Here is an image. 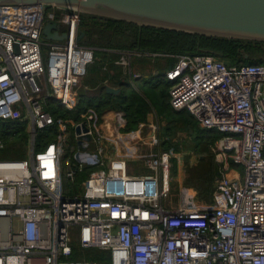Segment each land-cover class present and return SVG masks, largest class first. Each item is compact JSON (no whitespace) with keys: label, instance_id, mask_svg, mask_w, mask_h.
<instances>
[{"label":"built area","instance_id":"built-area-1","mask_svg":"<svg viewBox=\"0 0 264 264\" xmlns=\"http://www.w3.org/2000/svg\"><path fill=\"white\" fill-rule=\"evenodd\" d=\"M81 15L42 4L0 7V153L23 134L31 144L30 158L0 159V264H98L85 255L93 250L108 264H264V65L174 56L165 73L171 107L219 133L211 149L220 176L208 207L171 209L173 155L162 148L160 120L127 131L122 110L103 120L77 109L98 50L77 41ZM48 23L68 39L45 40ZM116 53L132 86L142 78L134 59L167 56ZM70 112H78L73 121ZM72 127L74 142L65 147ZM51 129L59 136L39 147ZM137 162L144 172L131 171Z\"/></svg>","mask_w":264,"mask_h":264},{"label":"trees","instance_id":"trees-1","mask_svg":"<svg viewBox=\"0 0 264 264\" xmlns=\"http://www.w3.org/2000/svg\"><path fill=\"white\" fill-rule=\"evenodd\" d=\"M79 31L80 33H84V37L80 41L81 44L99 48L95 52V60L100 61L102 69L106 68V71L109 73L117 72L116 70L119 67L116 62L120 56L116 52L129 49L167 55L163 57H166L165 60L172 67L176 63V58L174 57L176 55L199 54L213 55L233 65H264V42L198 36L151 27L141 28L135 24L86 14L81 15ZM109 50L112 53L107 52ZM246 55L249 56L248 59H246ZM140 61H149V58H136L134 63ZM134 63L132 62L133 67ZM134 69L136 70L135 67ZM155 84L158 89L159 82ZM119 87L121 90L117 95H110L106 92V86H102L98 103H90L86 111L92 109L96 114L101 115L104 110H122L128 120L127 131L136 130L141 123L147 122V117L153 109L159 117L176 118L175 120H171V123L177 121L188 130L191 129L192 123L196 122L199 125L195 118L186 110L175 111L171 107L170 85L167 92L162 91L159 96L150 90H136L126 81H123ZM16 129L19 131V129L22 130L23 128L16 127ZM171 129L167 127L164 134L166 137L169 135ZM68 132L63 136L65 147L71 145ZM1 135L8 139L6 132H2ZM57 135L59 136L55 129L42 132L38 139V146L41 147L55 140ZM206 138L205 136L202 142L198 140L200 145H198V142H192V145H189L190 149L207 150V145L212 144L218 137L211 141ZM20 142L21 144H26V134L20 136ZM168 142V139H163L162 147L165 150H168ZM212 178L211 174L205 177L201 174L199 177L201 181L204 180L201 184L203 189H201V193L199 194H202V197L207 196L209 199L213 197L215 189L210 188ZM207 182L209 184H206ZM203 183H205L204 186ZM92 252L94 256L88 257L89 261L97 262L98 264L109 263L107 255L94 250ZM74 258L77 257L74 256Z\"/></svg>","mask_w":264,"mask_h":264},{"label":"water","instance_id":"water-1","mask_svg":"<svg viewBox=\"0 0 264 264\" xmlns=\"http://www.w3.org/2000/svg\"><path fill=\"white\" fill-rule=\"evenodd\" d=\"M35 4L127 22L141 28L264 42V0H0V7ZM83 37L81 32L77 41ZM43 38L63 41L68 39V34L60 33L58 24L48 23L43 29ZM106 92L117 95L120 89L107 86ZM80 145L86 148L88 143L84 139ZM76 158L83 161L84 156L79 153Z\"/></svg>","mask_w":264,"mask_h":264},{"label":"rangeland","instance_id":"rangeland-1","mask_svg":"<svg viewBox=\"0 0 264 264\" xmlns=\"http://www.w3.org/2000/svg\"><path fill=\"white\" fill-rule=\"evenodd\" d=\"M97 48V47H96ZM99 49V48H98ZM44 56L47 57L48 49H43ZM162 58V57H161ZM150 59H156L153 57H149ZM136 59H134L132 62L134 63ZM162 63H165L166 60H160ZM160 61L157 62H151L146 61L144 63L138 62L134 63V67L138 70L140 74H149V70L155 68L156 63L160 64ZM133 65L131 66L132 71H135ZM90 71V72H89ZM117 71V70H116ZM89 73L94 74L97 76V74H104V71L102 69V65L100 64V61L97 59L93 64L90 65ZM135 72V73H138ZM153 77V82L156 83L158 80L165 81L164 77ZM86 78V77H85ZM85 79L82 82V86L80 90H83V86ZM166 82V81H165ZM163 89V86H160L159 89ZM158 89V90H159ZM167 87H165L164 91L167 92ZM52 105L56 107V104L54 101H51ZM78 105H79V98H78ZM88 102H84L82 104V107H77L78 111H80L81 115H83L87 109ZM153 114L154 111H151L150 114ZM78 116V112H70L69 118L72 119V121L75 119V117ZM156 115L149 116V121H155ZM176 119V118H175ZM173 118H167L163 117L160 121L161 123V130H162V136L165 139H168V150L173 155V167L170 171V179H169V187H168V194L165 198V204L171 208V209H178L181 206H190L194 205L197 208L204 209L208 207L212 201V198L209 199L206 195V197H202L199 195L201 193L202 188V182L204 180H200L199 177L201 174L203 176H208L209 174L212 175V181L210 188L215 189V183L216 179L220 176V163L216 159V152L212 151L211 144L207 145V150H195L190 149L189 145H192V142H198L204 141L203 138L206 136L207 140L211 141L214 138H220L219 134L215 131H209L207 129L201 128L197 123H192L191 129L188 130L184 128L179 122L175 121L171 123V120H175ZM167 127L172 128L170 130L169 135L166 137L165 131ZM168 132V131H167ZM74 128L72 127L71 130L68 132V138L71 140V144H73V136H74ZM217 138V139H218ZM205 139V140H206ZM206 140V141H207ZM31 144H19L14 147H10L7 145V150L4 153H0V159L5 160H13L16 161L20 158H30L31 156ZM198 145L199 142H198ZM163 148V147H162ZM164 149V148H163ZM165 150V149H164ZM67 154V150H66ZM178 160H181V166L178 167L177 162ZM70 160L66 158V162L64 161V168L69 165ZM231 166L235 168L240 174L242 173L243 166H237L236 164L231 162ZM94 170V169H93ZM136 170V171H135ZM131 171L133 173H141L144 172L141 163H133L131 167ZM213 173V174H212ZM205 183H203L204 186ZM206 184H209L207 182ZM94 253L92 251H89V254H85L86 257H90ZM94 256V255H93ZM79 258V256H78Z\"/></svg>","mask_w":264,"mask_h":264},{"label":"crops","instance_id":"crops-1","mask_svg":"<svg viewBox=\"0 0 264 264\" xmlns=\"http://www.w3.org/2000/svg\"><path fill=\"white\" fill-rule=\"evenodd\" d=\"M107 52L112 53L110 50ZM165 58L166 57H162V58L159 57L156 59H150L149 61L157 62V61H160L163 59L165 60ZM140 62H142V61H140ZM144 62H146V61H144ZM144 62H142V63H144ZM117 66H119V65H117ZM89 67H88V70H89ZM171 68H172V66H170V64L167 62V60L165 63H162L160 61V64L156 63L155 68L149 70V74H141L142 78L134 81L133 87L136 90H140V91L141 90H150L155 94L157 93L159 96L161 94V92L164 91L165 87L169 88L170 83L166 80L165 73L167 70H169ZM120 69H121V71H119ZM103 71H104V74H97V76L89 73L90 71L87 73V76H86L85 81H84L85 85L83 86V90L78 91L79 92L78 97H79V106L80 107H82V104H84L85 101L88 102V105H90V103H92V104L98 103V101L100 99L102 86H106V87L110 86V87H113L115 89H120L119 85L123 81L131 83L130 76L126 74V71L121 66H119L117 68V72H110L109 73L106 71V68H103ZM135 71L138 72L141 70L136 69ZM161 76L164 77L166 82L162 81V80H158L157 82H159V84H160V85H158L159 86L158 89L160 88V86L164 87L163 89L161 88L158 90L157 85L153 82L152 78L153 77L157 78V77H161ZM152 111H154V113L153 114L149 113L150 115H148V117H147V123H149V116H151V115H156L158 120L162 121L161 119L164 116L159 117L154 109ZM113 115H114V110H104L101 114V116L103 117V120L104 119L105 120H112ZM144 123H141V124H144ZM138 128H139V126H138ZM177 165H178V167L181 166V160H178Z\"/></svg>","mask_w":264,"mask_h":264}]
</instances>
